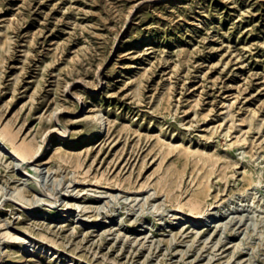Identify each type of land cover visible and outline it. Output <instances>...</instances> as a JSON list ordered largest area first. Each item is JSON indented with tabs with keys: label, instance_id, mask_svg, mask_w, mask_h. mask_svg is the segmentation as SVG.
I'll return each mask as SVG.
<instances>
[{
	"label": "rangeland",
	"instance_id": "1",
	"mask_svg": "<svg viewBox=\"0 0 264 264\" xmlns=\"http://www.w3.org/2000/svg\"><path fill=\"white\" fill-rule=\"evenodd\" d=\"M0 137V264H264V0H0Z\"/></svg>",
	"mask_w": 264,
	"mask_h": 264
},
{
	"label": "bare ground",
	"instance_id": "2",
	"mask_svg": "<svg viewBox=\"0 0 264 264\" xmlns=\"http://www.w3.org/2000/svg\"><path fill=\"white\" fill-rule=\"evenodd\" d=\"M100 125V124H99ZM3 128V127H2ZM6 128H4L5 130ZM100 130V128L98 129ZM4 134V136H7L6 133L3 131L2 132ZM12 136V134H11ZM96 137V136H95ZM10 142V141H8ZM12 145V146H8L0 137V147L2 148V150L0 149V152L2 154H6L8 155L12 161H15L16 163H14L20 170L25 169V165H28L29 163H32L33 161H35V159L38 156V150H34V151H30L29 148L24 145V144H16ZM30 153V156H27V154ZM40 167V166H39ZM38 166L35 164L33 169L34 170H38L37 169ZM23 172L28 173L26 170H24ZM23 175V174H22ZM25 175V174H24ZM28 178H32L34 181H36L39 183V174L36 175H31V177ZM24 196V195H23ZM19 200V199H17ZM52 204V203H51ZM200 208V207H199ZM204 211V210H203ZM53 216V215H52ZM200 216V215H199ZM181 217V216H180ZM53 218V217H52ZM179 218V217H178ZM188 219V221L192 222V223H197V222H205L209 219H211V216H206V217H200V218H194L191 217L189 215H187L186 217ZM190 224V223H189ZM202 225V224H201ZM13 236V235H12ZM26 239V238H24ZM24 241V240H23ZM49 250V249H48ZM31 252V251H30ZM12 264H16L15 262H12Z\"/></svg>",
	"mask_w": 264,
	"mask_h": 264
}]
</instances>
